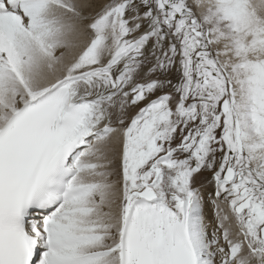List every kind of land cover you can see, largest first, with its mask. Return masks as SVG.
<instances>
[{"label": "snow or ice", "instance_id": "snow-or-ice-1", "mask_svg": "<svg viewBox=\"0 0 264 264\" xmlns=\"http://www.w3.org/2000/svg\"><path fill=\"white\" fill-rule=\"evenodd\" d=\"M0 264H264V0H0Z\"/></svg>", "mask_w": 264, "mask_h": 264}]
</instances>
